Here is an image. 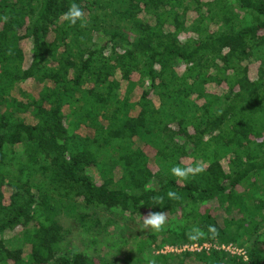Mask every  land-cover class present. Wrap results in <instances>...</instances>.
I'll use <instances>...</instances> for the list:
<instances>
[{"label": "trees", "instance_id": "obj_1", "mask_svg": "<svg viewBox=\"0 0 264 264\" xmlns=\"http://www.w3.org/2000/svg\"><path fill=\"white\" fill-rule=\"evenodd\" d=\"M0 264H264V0H0Z\"/></svg>", "mask_w": 264, "mask_h": 264}, {"label": "clouds", "instance_id": "obj_2", "mask_svg": "<svg viewBox=\"0 0 264 264\" xmlns=\"http://www.w3.org/2000/svg\"><path fill=\"white\" fill-rule=\"evenodd\" d=\"M63 19L68 24L75 26L79 23L80 27L87 26V20L85 19V12L80 7L79 4L73 2L67 9L66 12L62 14ZM4 22H7L8 17H3ZM205 171V164L203 162L197 161L195 164L181 165L177 164L169 169L170 175L176 178L178 182L187 181L190 178L195 177ZM167 196L170 200H177L179 196L174 191H169ZM163 203V198L161 197L158 204ZM142 224L140 225L141 230H151V231H161L168 224V212L167 211H149L147 214L141 216ZM207 234L215 237L217 234V229L214 225H209L207 228ZM206 235L203 229L199 226H193L191 230L187 233L188 239L192 241H197Z\"/></svg>", "mask_w": 264, "mask_h": 264}, {"label": "built area", "instance_id": "obj_3", "mask_svg": "<svg viewBox=\"0 0 264 264\" xmlns=\"http://www.w3.org/2000/svg\"><path fill=\"white\" fill-rule=\"evenodd\" d=\"M207 251V252H211V251H222L224 253H228L230 255H236V256H242L244 257V259H246L245 257V253L242 249H238L236 247H234L231 244L225 245V244H212V243H203V244H196V243H192V244H188V245H182V246H164L162 248H160L157 252H155L156 254H180V253H199L201 251Z\"/></svg>", "mask_w": 264, "mask_h": 264}, {"label": "rangeland", "instance_id": "obj_4", "mask_svg": "<svg viewBox=\"0 0 264 264\" xmlns=\"http://www.w3.org/2000/svg\"><path fill=\"white\" fill-rule=\"evenodd\" d=\"M67 226H70L69 223H66ZM68 240L73 243V245L77 244V245H83L81 242H79V240L77 239V236L76 235H73V238H68ZM8 245H11L13 246L14 248L16 247L15 245L17 244H8Z\"/></svg>", "mask_w": 264, "mask_h": 264}]
</instances>
